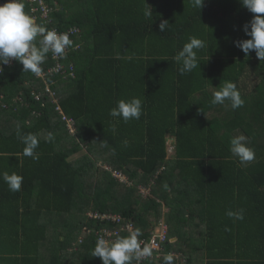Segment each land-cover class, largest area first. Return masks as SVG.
<instances>
[{
  "label": "trees",
  "instance_id": "16d2710c",
  "mask_svg": "<svg viewBox=\"0 0 264 264\" xmlns=\"http://www.w3.org/2000/svg\"><path fill=\"white\" fill-rule=\"evenodd\" d=\"M42 2V6L49 8L50 23H44L46 18L41 17L40 11L35 18L37 23L61 31L78 29L79 33L73 36V41L80 44V50L70 53L65 60V64H74V78L53 76L43 83L33 76L39 86L27 88L22 82L26 78L22 65L18 62L15 64V60L12 67L16 66L18 72L10 75L5 68L0 75L1 94L6 103H12L13 92L22 93L29 103L28 109L36 110L38 116L32 123L23 122L25 108L15 118L19 120L23 132L39 134L40 139L37 149L39 159L34 161L22 155L23 145L16 138V128L12 134L3 137L4 145L8 146L1 150L14 154L10 161L12 168L5 171L21 175L23 183L20 191L11 192L0 180V264H39L40 242L46 238V227L35 216L36 211L41 210L37 206L47 211L70 212L77 184L76 172L96 166L99 153L104 152L99 148L102 142L107 145L103 147L106 152L111 149L117 167L131 182L129 186L123 185L127 187L126 191L131 190L144 200L138 187L143 185L150 188L152 197L145 201L151 204L149 209L155 222L162 217V207L169 208L168 214L164 215L169 239L172 227L168 224L172 222L177 221L179 226L191 218L203 225L199 244L192 239L188 243L187 237L185 243L164 244L166 252H179L186 257L187 264H264V132L260 139L250 135L252 132L249 128L252 126L247 122L249 116L245 122L247 127L240 126L241 118L244 120L246 116L239 112L246 109V103L239 112H227L225 116L228 118L224 124L218 123V117L210 122V115L216 111L212 109V98L208 92L224 81L234 82L240 91L241 79L248 68L255 71V76L261 77L258 86L264 92V74L258 69L260 61L255 52L246 56L235 46L236 41L249 39L243 32V26L251 20L252 14L242 7L239 0H204L201 11L193 8L189 0H146L153 8L152 20L143 17V0ZM24 4L25 11L34 17L32 7L27 2ZM38 8L40 10L39 5ZM164 20L170 26L160 32L159 24ZM86 28L90 32L86 33ZM115 29L125 33H112ZM189 36L205 40L207 47L198 52L200 68L180 75L173 57ZM120 54L122 56L118 59ZM50 65L51 54L42 68ZM46 84H50L57 95L62 92V86L67 92L66 97L60 98L59 105L64 114L75 121L78 134L73 140L77 142L79 139L77 143L87 147L86 154L79 158L81 163L85 160L87 163L74 167L70 165L67 158L72 151L55 150V140H60L58 135L53 142L45 141L48 132L62 129V136L64 133L69 136L53 107L49 103L41 107L32 99V92H42ZM199 93L203 94L204 104L195 103V96ZM248 95L241 94L245 102ZM131 97H140L144 101L139 120L125 124L109 115L110 108L115 106L117 100ZM259 99L263 104L256 117L263 128L262 95ZM44 101H48L46 96ZM15 107L13 104L12 110ZM11 108L1 111L15 115ZM206 112L208 114L204 117ZM216 122L219 129H223L220 132L216 131ZM228 123L230 128L226 127ZM227 129L234 136L241 129V134L245 133L250 138V147L256 154L252 162L240 165L231 157L228 150L231 137L226 133ZM169 137L174 141L171 161L167 158ZM96 141L99 143L97 147ZM106 152L102 156V163ZM165 164H169L171 169L163 171L161 167ZM176 171L186 179L184 188L172 183L171 175ZM137 174L142 176L141 181L144 182L133 181ZM34 185L39 188L37 199L41 202L31 207ZM191 188L196 194L198 211L185 216L186 208H183L181 199L188 198ZM171 195L172 199H168ZM107 206L94 211L115 212L111 209L108 211ZM177 206L178 212L174 214ZM130 208L119 212L134 222L141 230V236L147 237L151 227L144 222L141 213H136V208ZM241 208L244 209L242 221H233L225 215L227 210L237 211ZM83 226L97 230L101 224L85 222ZM91 234L83 237L80 245L85 247L81 255H84L83 258L78 253L75 259L66 260V264H101L99 258L92 256L96 240ZM173 234L178 240L181 239L174 228ZM57 245L60 246L59 251H63L69 242L62 239ZM55 258L54 261L58 262V251ZM145 264L157 263L151 260Z\"/></svg>",
  "mask_w": 264,
  "mask_h": 264
},
{
  "label": "clouds",
  "instance_id": "9594fccd",
  "mask_svg": "<svg viewBox=\"0 0 264 264\" xmlns=\"http://www.w3.org/2000/svg\"><path fill=\"white\" fill-rule=\"evenodd\" d=\"M23 1L27 2L25 0H7L6 3L0 5V75L3 74V66L15 60L22 65L23 72H30L34 76L40 77L45 70L42 65L49 54L54 58L63 59L66 49L78 43H74L73 37L70 39L69 32H58L56 28H48L45 24L37 23L35 19L37 13L32 12L33 17L25 11ZM27 3L33 9L34 5ZM189 3L193 8L201 11L204 0H189ZM239 3L252 14V18L243 26V32L249 39L238 40L235 42V46L246 56L254 51L257 59L260 62L264 61V0H239ZM142 14L146 20H152L154 17L153 8L146 0H143ZM169 26L168 21L164 20L159 24V31L164 32ZM206 47L205 40L197 36L188 37L187 42L173 57L178 65L180 75L191 73L198 67L200 68L198 52ZM121 56L120 54L117 58L119 59ZM65 60L61 62L65 64ZM143 103L144 101L140 97L119 99L115 102V106L110 108L109 115L125 124L139 120L143 114ZM210 103L230 105L232 110H237L244 106L245 101L234 82L224 81L222 85H219L218 90L213 92ZM16 138L23 145L22 155L24 157H29L34 161L39 159L37 152L40 143L39 134L25 133L18 124ZM54 139L53 133L48 132L45 141L53 142ZM124 143L126 146L127 141ZM250 143V138L244 134L235 135L230 139L229 153L240 165H246L255 159V150L250 147ZM101 146L106 147L107 145L102 142ZM104 169L109 170L105 166ZM0 180L7 185L11 192L20 191L23 183V177L16 172L0 171ZM164 187L167 189L166 184ZM110 213L116 214L115 212ZM225 215L233 221H242L244 209L227 210ZM141 235V230L136 228L127 235L116 236L114 239L98 236L92 249V256L99 258L101 264H133V261L139 262L144 258L151 257L152 248L140 240ZM162 264H174V255L171 252L165 254Z\"/></svg>",
  "mask_w": 264,
  "mask_h": 264
},
{
  "label": "crops",
  "instance_id": "0c3cea01",
  "mask_svg": "<svg viewBox=\"0 0 264 264\" xmlns=\"http://www.w3.org/2000/svg\"><path fill=\"white\" fill-rule=\"evenodd\" d=\"M87 29H89V28H86L85 32L86 33L90 32V30L88 31ZM111 32L112 33H125L124 31H121L118 29H115ZM68 63H72V62H68ZM15 67L8 68L7 73L10 75L16 74L18 71L15 70ZM23 73H24V76L26 77V78L22 79L23 86H25L27 88H29L31 86H39L38 82L33 77L34 76L33 74H31L30 72H23ZM4 87L6 88L7 85ZM1 91H3L2 86H0V93H1ZM61 91L62 92L57 96L61 97V99H63L64 97L67 96L66 95L67 92H65L63 86L61 88ZM49 106L53 107L52 104H49ZM211 106L213 109L215 105L211 104ZM245 108H247L246 105H245ZM22 109H24V108H21V110ZM25 109H27V113H23L24 118H25L23 122L25 124L32 123L35 118L32 119V115H31V112L29 111V109L28 108H25ZM21 110L19 111V113L22 112ZM215 111L218 112L217 110H215ZM216 112L213 114L216 115ZM19 113H17V114H19ZM15 116L16 115L8 114V113H5V112L0 110V133H1L0 134V171H5V169L12 168V162H10V161H12L11 159L14 158V154H12L11 151L7 152V153H3V151L1 149H4L5 147L8 146V145H4V142H3L4 136L3 135H6L7 134L6 132L9 131L11 128H15V127H13V125L15 123H17V119L15 118ZM210 116L212 117V115H210ZM62 132H63V129L60 131L53 132L55 139H57V135H58L60 137V139L64 140L63 142H65L64 145H60L59 143H54L55 150L72 151L70 156L67 158V161L72 166L73 165L78 166V165H82L83 163H87L86 160L82 161V163H81V160H79V158L83 157L86 154L87 147H85L84 145H81L80 143L78 144L77 142L79 141V139L77 142H74V143L67 142L70 137L67 136L65 133L62 136V134H63ZM5 137H7V136H5ZM167 139H168L167 140L168 141L167 142V146H168L167 147L168 148L167 149V151H168L167 158L171 161V159H173V157H174V141H173V138H171V137H169ZM93 143H94V141H93ZM98 144H99L98 141H96L95 147H97ZM78 145H79V147H78ZM99 148L103 149L104 152L99 153V155H100L98 158L99 162H97L96 166H94L92 168V171H94L92 173V175L91 176L87 175V177H84V178L80 176L81 174L87 173V171H88L87 169H89L91 166L87 167L85 170H80L79 172H76L77 184H76V188L74 190L76 192V194H75V196L73 194V200H72L70 212L65 213V212H58V211H50V214H48V217L45 216L43 224L45 225L46 229H47V227H49L50 229H53V234H51V235L52 236L55 235L54 236L55 240L53 242L54 244H56L57 242L58 243L61 242L62 239L65 238V234H66L68 229L80 230L81 228H83L84 227L83 224L85 222L86 223L88 222L86 214L89 211H94V210L99 211V210L103 209L104 206H107V205H108L107 207H109L108 211L114 210L115 213H120L119 211H123L125 208L131 209L130 207H132V208L134 207V208H136V213H139V212L142 213V218H143L144 222L148 223L147 225L149 227H151L149 230V233H151V231L154 228V227H152V225L155 224V220H154L153 214H151V210L149 209V207L151 206L150 202L145 201V199L143 200L140 197L139 193H138L139 196H136L137 194L131 193V190L126 191L127 187L119 184L111 176L110 170L111 171H119L128 179V176L120 168H118L117 164L114 162L111 149H109V151L107 150V152H106L105 148H103V147H99ZM105 152L107 153V155L104 158L103 163H102V156L105 154ZM106 159L111 161V162H107ZM86 166H88V165L86 164ZM104 166L109 168V170H108L109 172L106 169H104ZM95 167L97 168L98 172L95 170ZM101 167L105 171L104 170L101 171ZM171 176H172L171 177L172 183H176L177 186H182L184 188V183H187L186 179L182 178L180 176V174L178 173V171H176ZM141 180H142V176L140 174H137L134 177L133 181L135 182V181H141ZM141 182H144V181H141ZM145 184H146V182H145ZM186 185H187L186 186V189H187L188 184H186ZM139 186H143V185H139ZM189 192H191V193L189 195H187L188 198L186 200L185 199L183 200V198L181 199L182 204H184L183 208H186V209H184L185 210V213H184L185 216L198 211L197 204L195 203L196 194H195L194 188L189 189ZM100 196H103V197H100ZM35 198H36L35 196H32V199L30 201L31 207L35 206V203H36ZM170 198L172 199V195L168 197V199H170ZM177 200L179 201L180 199L178 198ZM105 202H107V203H105ZM133 204H136V206H133ZM171 204H172V202L170 203V205ZM193 204H194V206H193ZM178 205H180V204H178ZM169 211L170 210L168 208H165L163 206L161 209L162 217L158 221H164V215L168 214ZM47 212H49V211H47ZM143 212H146V213H143ZM177 212H178V206L174 208V214ZM188 217L190 218V216H188ZM175 221H176V217H175ZM176 223H177V221L172 222V224H170V225L168 224V226H170V228L172 227L171 230L169 231V235H170L169 242L170 243H172V244L185 243V241H186L185 239L187 237H189L188 243H191V241H190L191 239L195 240L194 243L197 240H201V234L204 231V227L202 224L199 225L198 221L196 222L195 220H191V218H190L189 222L182 224V225H179L180 227ZM173 228L178 231V234L181 237L180 240H178L177 237L174 236L175 234H173ZM91 235L94 236L93 234H91ZM48 236H49V234L47 235V237ZM85 236H84V238H85ZM47 240H48V238L46 239V241ZM199 243H200V241L198 242V244ZM41 261L43 262L42 258H41ZM48 263H49V261L48 262L46 261V263L43 262V264H48ZM53 263L54 264H66L65 262L60 263L59 260H58V262L53 261Z\"/></svg>",
  "mask_w": 264,
  "mask_h": 264
},
{
  "label": "built area",
  "instance_id": "2783aa9c",
  "mask_svg": "<svg viewBox=\"0 0 264 264\" xmlns=\"http://www.w3.org/2000/svg\"><path fill=\"white\" fill-rule=\"evenodd\" d=\"M29 2L30 4L34 5L32 12L37 13L38 11L42 12V16L46 18L45 24H49L50 21L48 20V13L49 8L42 6V0H25ZM6 1L0 0V5L6 3ZM38 5L40 7V10L38 8ZM39 15V13H38ZM38 15L35 16V18L38 17ZM55 28V27H51ZM58 32H69L70 39L73 37L76 33H78V29L70 28L68 30H59L56 28ZM80 50V45L75 44L73 47L66 49V55L65 58H54L51 56V65L46 67L44 70V73L42 76L37 77V79H40L43 83H46L48 79H51L53 76H57L60 79H66V78H74L75 77V69L74 66L70 63L68 65H65L62 63V60L67 59L68 55L72 52H78ZM12 61L8 64L11 65ZM6 65V66H8ZM6 66H3V72ZM34 92V91H33ZM32 92V99L39 103L41 107L45 106L46 103L52 104L54 112L58 113L60 116V120L62 124L64 125L65 129L68 133L73 134L75 129V121L64 114L61 106L59 105V97L57 94L51 89L50 84H46L42 92ZM22 93L17 94V96L12 99V103H6L5 97L0 94V108L1 109H9L13 107V104L17 107H28L29 103L25 101L23 98ZM44 96H46V100L44 101ZM8 104V105H7ZM10 106V107H8ZM15 107V109H16ZM12 109V108H11ZM14 109V110H15ZM32 115H37L36 110L32 111ZM111 176L119 183L128 182L127 178L119 171H111ZM87 221L89 222H99L101 224V227L97 230H93L92 228H89L87 226H84L82 228V231L85 235H89L92 233L95 237V240L98 236H104L106 239H114L116 236H124L127 235L130 231L136 229V225L134 222H132L130 219L124 217L120 213H110V212H98V211H90L86 214ZM140 240L147 243L152 248V256L148 258H144L143 260L136 262L133 261V264H145L151 260L155 261L157 264H162L163 256L169 252H171L174 255V260L176 259L178 262L174 264H187L186 257H182L181 254L177 255L176 253L169 251L166 252L164 248V244L169 242L168 238V230L163 224H158V227L151 231L147 237H140ZM83 242V238L80 237L78 240V243L81 244ZM143 247V244H142Z\"/></svg>",
  "mask_w": 264,
  "mask_h": 264
},
{
  "label": "rangeland",
  "instance_id": "374dc122",
  "mask_svg": "<svg viewBox=\"0 0 264 264\" xmlns=\"http://www.w3.org/2000/svg\"><path fill=\"white\" fill-rule=\"evenodd\" d=\"M66 1H68V0H66ZM69 1H72V0H69ZM64 7H65V9L67 8L66 7V3H64ZM86 34V33H85ZM238 38H240V36H238ZM86 48V47H85ZM87 49V48H86ZM15 64H17V62H15ZM12 66H13V61H12V64L11 65H8V66H6V68L8 69V68H12ZM258 69L259 70H261V74L263 75L264 74V61H261L260 63H259V66H258ZM254 72L255 71H253L251 68H248V70H247V73L242 77V79H241V83H240V93L242 94H249L248 96H247V98H248V101H246L245 103H246V105H247V108L242 112V111H240L241 109L239 108V109H237L236 111H240L239 113H241L242 115L243 114H245V121L243 120V118H241V127H247V125H246V121H247V116H249L248 117V123L249 124H251V126H252V128H249L250 130H251V132H252V134H250L252 137H257L258 139H260L259 138V136L260 135H262V133L264 132V127L262 128V125L260 124L261 122L257 119V117H256V114L259 112V111H261L262 110V104H263V102L261 101V99H259L260 98V95H262V97H263V99H264V92H262V88L261 87H259L258 86V84H260V82L262 81L261 80V77H257V76H255L254 75ZM219 87V86H218ZM218 87H216L215 89L216 90H218L217 88ZM215 89H213V90H211V91H208V92H210V94H211V98H212V94H213V92L214 91H216ZM1 94V93H0ZM208 94V93H207ZM207 94L206 95H204L205 97L207 96ZM203 95V94H202ZM202 95H200V93L199 94H197L196 96H195V103H200V104H204V102H203V96ZM15 96H17V93L16 92H13L12 93V99H14L13 97H15ZM242 97V96H241ZM61 97H59V99H60ZM260 104V105H259ZM8 105V104H7ZM206 106V105H205ZM8 107H10V106H8ZM29 107V106H28ZM28 107H21V108H28ZM21 108L20 109H15V110H12V112L15 114V115H17V113H19V111L21 110ZM206 108H207V106H206ZM213 109H215V110H217L218 112H216V115H214V114H212V117L210 118V122H212V118H214V117H218L217 118V121H218V123L220 124V125H222V124H224L225 122H226V119L228 118L227 116H225V114H227V112H229V111H232V109H231V107H230V105H215L214 106V108ZM0 110H2L1 108H0ZM23 111L25 110V109H22ZM30 110V112H31V115H32V111H34L33 109H29ZM200 110V109H199ZM27 111V110H26ZM26 111L25 112H23V113H26ZM201 112H202V110H201ZM208 113L206 112L205 114H204V117H206V115H207ZM214 115V116H213ZM220 115V116H219ZM36 117V115L34 116V115H32V119H34ZM209 119V118H208ZM219 119V120H218ZM19 124V120L17 121V123H15L14 125H13V127H17V125ZM63 125V124H62ZM251 126H249V127H251ZM226 127L227 128H230V124L228 123V124H226ZM15 128H11L9 131H7L6 133V135H10V134H12L14 131H15ZM215 128H216V131L217 132H220V130H223V129H219V127H218V125H217V122H216V125H215ZM249 129H245V130H247V131H249ZM240 130V133L239 134H241L242 133V131H241V129H239ZM230 131L227 129L226 130V133L232 138V136H234L233 134H231V133H229ZM1 134V133H0ZM78 134V132H77V130H76V126H75V129H74V133L73 134H71V133H68V135H69V140L67 141V142H69V143H74V137L76 138L77 135ZM231 134V135H230ZM6 135H3V136H6ZM244 135H245V133H244ZM222 137L225 139V140H228V137H225L224 135H222ZM64 140H62V139H60V140H55V142L56 143H59L60 145H64L65 144V142H63ZM168 147V146H167ZM168 149V148H167ZM167 155H168V151H167ZM78 159V158H77ZM74 162V161H73ZM169 164H170V162H168ZM169 164H165L164 166H162L161 167V169L163 170V171H165V170H168V169H171V167H170V165ZM94 166H91L89 169H87L86 171H87V173H84V174H81L80 176L81 177H87V175H89V176H91L92 175V173L94 172V171H92V168H93ZM247 168V167H246ZM95 170L97 171V168L95 167ZM173 173V172H172ZM77 181V179L75 178V182ZM122 184V186H123V184L124 183H121ZM126 185L127 186H129V185H131V182H126ZM35 187L33 188V196H35L36 198H35V201H36V203L38 202V201H40V199H37L38 198V194H39V192H38V186L37 185H34ZM138 190L140 191V193H141V195L143 196V198L144 199H149V198H151L152 196L150 195V188L149 187H144V186H139L138 187ZM74 193L76 194V192L74 191ZM100 197H103V196H100ZM41 202V201H40ZM36 203H35V206L34 207H36L37 205H36ZM37 207H39L41 210H39V211H36L37 213H35V216H36V218H37V220H38V222H41V223H43L44 222V219H45V216H47L48 217V214H50V211L49 212H47L45 209H42L41 208V206H37ZM167 208V207H166ZM169 209V208H168ZM140 213V212H139ZM143 213H146V212H143ZM195 213V212H194ZM142 214V213H141ZM158 224H163L166 228H167V226H166V222H164V221H157V222H155V224L154 225H152V227H154V229L156 228V227H158ZM72 229H68L67 230V232H66V234H65V238H64V240H66L67 242H69V245H68V247L67 248H63V251H59V248H60V246L59 245H57V243L56 244H54L53 242H54V240H55V238H54V236H52L51 234H53V229H50L49 227H47V229H46V238H45V240L48 238V240L47 241H45V240H43V241H41L40 242V244H41V247H40V256H41V258H42V260H43V262H45L46 263V261L48 262H53L54 261V259H56L55 258V252L56 251H58V254H59V262L61 263V262H65L66 260L67 261H69L70 259H75L76 257H77V254L79 253V257H81V259L83 258V256H81L82 255V253H83V251L82 250H84L85 251V247H80V245L81 244H79L78 243V240H79V237H84L85 236V234L83 233V231H82V228L80 229V230H72ZM70 231V232H69ZM77 231H79L78 232V235L76 236V232ZM49 234V236L47 237V235ZM58 238V237H57ZM45 241V242H44ZM194 241V240H193ZM199 241H201V240H197V242H199ZM57 249V250H56ZM172 252H174V253H176L177 255H179L180 253L179 252H177V251H175V250H172ZM53 260V261H52ZM43 262L42 261H40L39 260V264H43ZM178 261L175 259L174 260V263H177Z\"/></svg>",
  "mask_w": 264,
  "mask_h": 264
}]
</instances>
